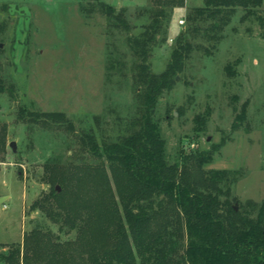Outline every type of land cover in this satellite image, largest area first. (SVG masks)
Returning <instances> with one entry per match:
<instances>
[{"label":"rangeland","instance_id":"374dc122","mask_svg":"<svg viewBox=\"0 0 264 264\" xmlns=\"http://www.w3.org/2000/svg\"><path fill=\"white\" fill-rule=\"evenodd\" d=\"M125 10L130 30L89 13L88 0H0V252L24 243L32 231L58 242L75 240L37 201L52 200L54 169L105 164L103 149L133 132L139 116V84L128 38L152 22L150 0H103ZM165 20L163 35L148 59L162 74L177 38L186 33L192 52L173 87L160 96L154 118L166 143L169 164L185 155L210 152L206 169L237 173L230 200L235 206L264 205V7L239 8L221 31L213 20H188L204 0H186ZM183 21L184 23H180ZM201 22V23H199ZM40 113L39 121L33 119ZM61 113L65 121L43 114ZM74 126L72 130L69 124ZM4 130V131H2ZM93 134L94 152L81 141ZM15 143L16 152L10 146ZM102 156L104 158H102ZM1 264V263H0Z\"/></svg>","mask_w":264,"mask_h":264},{"label":"trees","instance_id":"16d2710c","mask_svg":"<svg viewBox=\"0 0 264 264\" xmlns=\"http://www.w3.org/2000/svg\"><path fill=\"white\" fill-rule=\"evenodd\" d=\"M150 1L152 22L141 34L128 38L138 59L135 79L140 86V114L131 123L133 132L104 146L110 175L105 164L56 168L50 180L59 183L63 192L53 188L52 200L33 205L46 210L52 221L76 230V239L58 242L35 230L25 235L24 243L1 251V264H264V205L249 201L236 210L230 196L237 173L207 170L210 152L168 162L166 143L154 116L160 96L172 89L193 45L182 34L168 68L160 75L151 71L148 59L163 35L165 20L187 2ZM204 3L190 11L187 18L195 26L188 32H198V21L207 20L214 21L211 30L218 32L237 9L250 12L264 7V0ZM87 5L84 11L102 12L111 26L130 30L125 10L117 11L103 0H88ZM260 23L264 30L263 17ZM31 115L39 121L40 113ZM43 116L65 121L61 113ZM66 123L74 129L71 122ZM81 141L94 152L101 149L93 134L86 133ZM0 148L6 149L4 134H0Z\"/></svg>","mask_w":264,"mask_h":264},{"label":"water","instance_id":"95a60500","mask_svg":"<svg viewBox=\"0 0 264 264\" xmlns=\"http://www.w3.org/2000/svg\"><path fill=\"white\" fill-rule=\"evenodd\" d=\"M0 47H2V45H0ZM10 146L12 147L13 151L16 152V146H15V143H11ZM57 189L60 190L59 187H58ZM2 199H3V198L0 199V202H1ZM235 208H236V210H238V207H237V206H235Z\"/></svg>","mask_w":264,"mask_h":264},{"label":"built area","instance_id":"2783aa9c","mask_svg":"<svg viewBox=\"0 0 264 264\" xmlns=\"http://www.w3.org/2000/svg\"><path fill=\"white\" fill-rule=\"evenodd\" d=\"M180 23H184L183 21H181Z\"/></svg>","mask_w":264,"mask_h":264}]
</instances>
